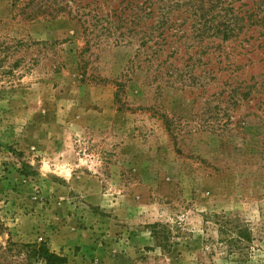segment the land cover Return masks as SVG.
<instances>
[{
    "label": "rangeland",
    "instance_id": "374dc122",
    "mask_svg": "<svg viewBox=\"0 0 264 264\" xmlns=\"http://www.w3.org/2000/svg\"><path fill=\"white\" fill-rule=\"evenodd\" d=\"M152 2L178 3L169 18L191 35L198 0ZM78 4L80 20L0 0V264H45L38 246L64 264H264L253 103L221 92L215 63L188 60L191 40L157 30L148 1L133 21L122 0ZM186 64L200 81L167 84Z\"/></svg>",
    "mask_w": 264,
    "mask_h": 264
},
{
    "label": "trees",
    "instance_id": "16d2710c",
    "mask_svg": "<svg viewBox=\"0 0 264 264\" xmlns=\"http://www.w3.org/2000/svg\"><path fill=\"white\" fill-rule=\"evenodd\" d=\"M133 1L122 0L123 3H126L123 10L128 11L126 17L132 21L139 19L140 15L136 11L130 10ZM147 1L152 10L148 8V13L144 16L152 18L157 13L158 24L157 27L155 26L157 30L162 29L161 32L165 29L172 30L173 36L176 32H180V37L191 40L189 47L196 50L192 52V56L190 55L188 60L198 55V57L204 58L206 67L210 62L215 63L217 67L214 72H221L220 76L224 79L221 83V92H227V97L234 103L239 104V102L249 99L248 101L253 103L254 109L250 114L252 119L258 127L264 128V7L260 9L257 7V12H251L250 9L242 10V4L241 7L234 8L235 2L240 0H210L206 9L204 1L198 0L197 8L194 7V4H191L190 7L192 11L189 21H192V24L188 28L191 32L189 36L185 34L187 27L180 30L183 25L174 23L171 19L172 16L169 18L170 14L173 15V12L180 8L178 3L165 2L163 6L155 8L152 0H145V2ZM78 3L80 0H28V5L36 8L33 16L47 15L53 18L59 14H66L68 17H78L77 19L80 20L90 12H86L85 7H81ZM185 6L187 7L189 4H185ZM190 8H186L185 11ZM217 8V15L207 19L206 12ZM123 12L120 11V13ZM186 21L188 18H185L183 23ZM164 40L165 38L162 37L161 41ZM195 68L197 67L186 64L181 69L176 67L171 70L169 66L164 75L167 84L172 86L174 82L184 84L187 81L192 84L198 83L201 73L196 75ZM238 238L244 239L241 231L238 232ZM35 253L45 264H64L66 262L64 257L50 252L45 246H38Z\"/></svg>",
    "mask_w": 264,
    "mask_h": 264
}]
</instances>
